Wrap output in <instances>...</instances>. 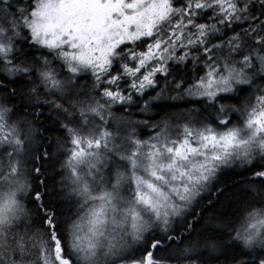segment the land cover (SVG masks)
<instances>
[{"label": "snow or ice", "instance_id": "obj_1", "mask_svg": "<svg viewBox=\"0 0 264 264\" xmlns=\"http://www.w3.org/2000/svg\"><path fill=\"white\" fill-rule=\"evenodd\" d=\"M0 264H264V0H0Z\"/></svg>", "mask_w": 264, "mask_h": 264}]
</instances>
